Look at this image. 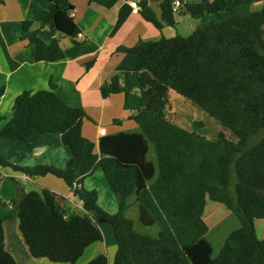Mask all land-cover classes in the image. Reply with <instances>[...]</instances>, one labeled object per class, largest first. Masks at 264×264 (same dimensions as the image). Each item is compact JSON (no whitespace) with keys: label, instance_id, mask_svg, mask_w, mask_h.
<instances>
[{"label":"trees","instance_id":"trees-1","mask_svg":"<svg viewBox=\"0 0 264 264\" xmlns=\"http://www.w3.org/2000/svg\"><path fill=\"white\" fill-rule=\"evenodd\" d=\"M88 1L111 8L118 0ZM152 1L160 3V17L142 4L139 14L143 19L158 30L163 25L174 26L172 0ZM184 1L179 9L184 15L196 19L216 16L218 20L202 24L188 37L138 41L131 48L117 49L137 56L133 72L140 93L132 120L140 133L102 136L96 153L95 144L82 135L85 112L63 103L51 81L48 90L23 91L15 98L0 137L27 142L37 134H59L71 156L60 169L19 167L0 154V167L29 177L60 179L83 208V212L71 211L51 191L26 192L12 180L17 197L8 218L17 220L30 258L75 264L87 247L103 241L100 224H109L116 245L113 264H264V234L259 239L255 229L256 220L264 221V135L254 140L264 131V7H251L264 0ZM48 2L38 29L23 23L36 62L64 57L57 38L49 44L38 38L40 28L74 44L80 32L68 0ZM128 14L126 7L120 9L113 32ZM169 89L229 130L237 145L222 132L207 139L167 121L162 111ZM100 92L103 97L129 94L117 77L102 85ZM3 93L0 88V98ZM148 144L154 148L157 170L146 160ZM99 169L116 198L114 214L99 207L95 190L82 186ZM132 195L139 222L146 227L156 225V237L137 232L125 216ZM207 199L223 205L240 224L227 234L215 257L205 238ZM4 222L0 220V264H17L5 247ZM86 264H108L107 257L98 254Z\"/></svg>","mask_w":264,"mask_h":264},{"label":"crops","instance_id":"crops-1","mask_svg":"<svg viewBox=\"0 0 264 264\" xmlns=\"http://www.w3.org/2000/svg\"><path fill=\"white\" fill-rule=\"evenodd\" d=\"M68 1L74 7L71 15L80 29L79 33L82 34L83 40H75L74 44L66 37L51 35L47 28H40L38 38L44 44H49L52 38H57L63 51L64 57L55 62L35 61L34 45L30 43L27 32L23 29L24 22L31 23V30L39 28L48 11V0H2L0 3V88L4 89L0 98V129L11 118L12 105L19 94L23 91L48 90L51 81L55 85V94L63 103L69 107L83 109L86 117L82 123V135L95 144V152L99 153L101 128L105 129V135H116L121 132L140 133L139 127L132 120L140 93L133 72L137 65V56L118 52L117 49L131 48L138 41H157L162 37L174 36L188 37L197 27L213 20L214 16L196 19L178 10L174 15L175 25H163L158 30L139 13H131L127 4L129 0H118L111 8L90 3L88 0ZM138 4L140 10L142 4H146L157 18L160 17L159 2L139 0ZM122 7H126L129 14L125 22L113 32ZM90 62L92 64L87 67ZM113 77H117L120 87L129 92L127 96L123 92L107 97L101 95V86L109 84ZM170 97L180 99V96L171 89L167 91V104ZM168 117L165 115L164 118L189 130ZM0 154L7 162L19 167L49 165L60 169L65 168L71 156L70 149L63 145L59 134H37L27 142L0 137ZM146 160L157 170L156 156L151 144H148ZM12 180L24 190L27 189L26 192L41 189L51 191L61 205L71 211L83 212L81 202L74 198L70 189L60 179L50 175L29 177L11 168L0 167V220H5L6 249L13 255L17 264H58L45 259H32L27 254L18 232L17 220L15 217L8 218L11 212L8 204L17 197V187ZM82 186L86 190L97 192L98 205L104 211L109 214L117 212L116 198L100 169L86 177ZM127 203L129 207L125 216L132 221L134 218L138 219L135 196H130ZM157 234L158 229L156 236ZM103 242L104 240L87 247L75 264H86L98 254H105L108 264H111L116 250L112 249L109 254Z\"/></svg>","mask_w":264,"mask_h":264},{"label":"rangeland","instance_id":"rangeland-1","mask_svg":"<svg viewBox=\"0 0 264 264\" xmlns=\"http://www.w3.org/2000/svg\"><path fill=\"white\" fill-rule=\"evenodd\" d=\"M251 7L252 10H257L264 7V2L254 4ZM217 20L218 17L214 16L213 21ZM162 115L164 117L165 115H168L170 120L187 127L189 130L198 132L201 136L207 139H212L218 133L222 132L231 143L237 145L236 138L229 130L223 128L219 122L208 116L192 102L181 96L179 100L170 97L168 104L163 107ZM199 122L201 124L197 125ZM262 135H264V131L257 135L254 140L259 139ZM1 168L4 169L6 167ZM203 220L208 226V232L205 238L211 244L213 250L212 257H215L218 254L227 234L238 228L240 224L236 216L228 211L223 205L209 199L206 200ZM133 221L134 229L137 232L156 237V231L158 229L156 225L153 227H146L143 226L137 218H134ZM100 229L103 234V245L110 252L109 254H111L112 249L116 250L112 227L109 224H100ZM255 229L257 237H263L264 221L256 220ZM111 264H113V262Z\"/></svg>","mask_w":264,"mask_h":264},{"label":"built area","instance_id":"built-area-1","mask_svg":"<svg viewBox=\"0 0 264 264\" xmlns=\"http://www.w3.org/2000/svg\"><path fill=\"white\" fill-rule=\"evenodd\" d=\"M138 3H139V0H129V1H127V4L129 6L132 14H138L139 13L140 8H139V4ZM184 4H185L184 0H172L173 11H178ZM75 40L82 41L83 40L82 34L78 33L76 35V37H75ZM105 132L106 131H105L104 128L99 129V135L100 136H104ZM8 205H9V207H12V203H9Z\"/></svg>","mask_w":264,"mask_h":264}]
</instances>
